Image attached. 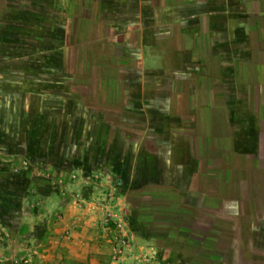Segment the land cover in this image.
<instances>
[{
  "label": "crops",
  "instance_id": "0c3cea01",
  "mask_svg": "<svg viewBox=\"0 0 264 264\" xmlns=\"http://www.w3.org/2000/svg\"><path fill=\"white\" fill-rule=\"evenodd\" d=\"M63 4L53 81L131 139L130 250L264 264V0Z\"/></svg>",
  "mask_w": 264,
  "mask_h": 264
},
{
  "label": "rangeland",
  "instance_id": "374dc122",
  "mask_svg": "<svg viewBox=\"0 0 264 264\" xmlns=\"http://www.w3.org/2000/svg\"><path fill=\"white\" fill-rule=\"evenodd\" d=\"M14 1L0 12V264H160L130 250L131 139L103 129L65 85L41 89L65 0Z\"/></svg>",
  "mask_w": 264,
  "mask_h": 264
},
{
  "label": "trees",
  "instance_id": "16d2710c",
  "mask_svg": "<svg viewBox=\"0 0 264 264\" xmlns=\"http://www.w3.org/2000/svg\"><path fill=\"white\" fill-rule=\"evenodd\" d=\"M45 81V85L41 87V89H53V88H57V86H55L54 83H57V82H53V81H48V80H44ZM3 170L0 171V174H4V173H1ZM6 171V170H4ZM21 177V175H20ZM5 183V182H4ZM8 185H10V182H8ZM4 186V185H3ZM4 189V188H3ZM18 190H20V188H18Z\"/></svg>",
  "mask_w": 264,
  "mask_h": 264
},
{
  "label": "built area",
  "instance_id": "2783aa9c",
  "mask_svg": "<svg viewBox=\"0 0 264 264\" xmlns=\"http://www.w3.org/2000/svg\"><path fill=\"white\" fill-rule=\"evenodd\" d=\"M123 244H126V241L125 240H123Z\"/></svg>",
  "mask_w": 264,
  "mask_h": 264
}]
</instances>
